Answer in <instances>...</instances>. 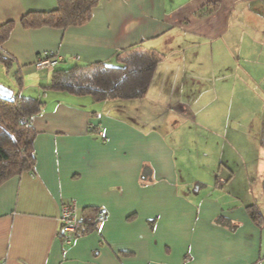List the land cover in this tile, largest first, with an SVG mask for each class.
Here are the masks:
<instances>
[{"label":"crops","instance_id":"1","mask_svg":"<svg viewBox=\"0 0 264 264\" xmlns=\"http://www.w3.org/2000/svg\"><path fill=\"white\" fill-rule=\"evenodd\" d=\"M56 7L57 0H0V25L12 22L0 45V54L8 55L12 65L7 71L0 61V77L10 80L9 72L19 67L22 93L32 91L25 95L44 101L32 119L35 171L0 184V262L264 264L261 175L251 188L253 195L241 202L217 184L211 186L213 192L192 191L179 178L168 140L154 124H144L148 117L141 100L147 94L95 103L90 96L43 88L57 68L98 61L117 65L120 50L157 43L149 47L156 50L164 36L163 42L170 43L175 33L196 38L193 43L200 46L256 43L255 33L264 32V0H99L81 25L22 26L27 13ZM204 7L211 10L201 16ZM241 26L254 35L241 36ZM44 52L59 57L52 70L34 67ZM89 124L102 135L89 131ZM145 165L150 171L143 179ZM69 199L76 203L77 221L85 207L105 208L109 215L98 230L66 244L59 212ZM252 203L261 214L259 223L246 209Z\"/></svg>","mask_w":264,"mask_h":264},{"label":"rangeland","instance_id":"2","mask_svg":"<svg viewBox=\"0 0 264 264\" xmlns=\"http://www.w3.org/2000/svg\"><path fill=\"white\" fill-rule=\"evenodd\" d=\"M240 30L246 39L254 35L242 26ZM255 36L256 43L200 46L193 43L196 38L175 33L170 43L163 42L166 36L158 43L160 61L141 100L148 117L144 124H154L168 140L179 178L192 191L199 187L213 192L211 186L221 185L218 190L241 202L253 195L251 188L260 175L257 187L264 191V32ZM189 40L192 43H185ZM151 45L157 43L145 46ZM0 56L9 61L8 55ZM9 73L11 81L0 77V84L17 92L20 83Z\"/></svg>","mask_w":264,"mask_h":264},{"label":"trees","instance_id":"3","mask_svg":"<svg viewBox=\"0 0 264 264\" xmlns=\"http://www.w3.org/2000/svg\"><path fill=\"white\" fill-rule=\"evenodd\" d=\"M99 0H57V7L49 11H31L21 18L24 28L48 26L65 29L81 25L91 18V11ZM211 9L204 7L199 15ZM12 22L0 25V45L10 33ZM119 64L94 62L86 65H72L52 71L45 90L66 92L76 96H90L94 102L105 100H136L147 94L155 69L160 61L159 53L152 49H141L132 45L116 54ZM6 70L11 61L0 56ZM13 76L19 81L17 92L11 97L0 95V184L10 177L25 171H35L34 138L36 130L32 119L39 114L44 101L39 97L22 94L23 76L18 67ZM89 131L99 134L97 126L89 124ZM264 145V136H261ZM149 168L143 166L142 178L148 177ZM249 216L259 223L260 212L254 205L246 206ZM97 207H85L82 220L78 221L75 236L98 230ZM63 238V235H61Z\"/></svg>","mask_w":264,"mask_h":264},{"label":"built area","instance_id":"4","mask_svg":"<svg viewBox=\"0 0 264 264\" xmlns=\"http://www.w3.org/2000/svg\"><path fill=\"white\" fill-rule=\"evenodd\" d=\"M58 59L59 57L57 55L44 52L36 57L33 64L36 69H45L55 64ZM99 135H102V133L100 132ZM76 210L77 206L75 201L69 199L63 202L59 212L60 230L63 235V241L66 244L71 243L75 238V233L78 225ZM108 215L109 213L105 208H100L96 214V221L98 223H101L108 217ZM0 264L3 263L0 262Z\"/></svg>","mask_w":264,"mask_h":264},{"label":"water","instance_id":"5","mask_svg":"<svg viewBox=\"0 0 264 264\" xmlns=\"http://www.w3.org/2000/svg\"><path fill=\"white\" fill-rule=\"evenodd\" d=\"M0 95L9 98L12 96V90L10 88L0 84Z\"/></svg>","mask_w":264,"mask_h":264}]
</instances>
